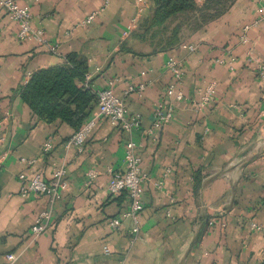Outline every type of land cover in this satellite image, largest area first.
<instances>
[{
    "label": "crops",
    "instance_id": "crops-1",
    "mask_svg": "<svg viewBox=\"0 0 264 264\" xmlns=\"http://www.w3.org/2000/svg\"><path fill=\"white\" fill-rule=\"evenodd\" d=\"M11 1L29 10L46 44L18 40L17 24L0 9V264L8 255L13 264H264V0H222L208 11L214 18L187 25L166 48L133 33L136 0ZM152 10L147 0L144 19ZM69 55L86 62L93 94L112 88L138 116L137 128L99 119L77 149L66 146L71 127L31 116L21 88ZM169 59L183 67L182 98H167L173 117L152 130L154 107L172 82ZM210 84L212 97L198 109ZM128 142L147 179L136 237L128 220L110 226L128 200L106 188L109 172H123ZM59 169L66 188L58 200L20 195L19 174L50 181ZM48 211L47 230L34 238V220Z\"/></svg>",
    "mask_w": 264,
    "mask_h": 264
},
{
    "label": "built area",
    "instance_id": "built-area-1",
    "mask_svg": "<svg viewBox=\"0 0 264 264\" xmlns=\"http://www.w3.org/2000/svg\"><path fill=\"white\" fill-rule=\"evenodd\" d=\"M147 0H136L137 18L139 19L146 8ZM1 11L8 16V18L18 26L17 38L20 41H30L37 45H45L46 42L42 38V32L35 30L31 27V15L29 10L25 7H20L11 0H0ZM259 19L264 21V6L258 9ZM93 16L87 18L85 23H90ZM138 21V20H137ZM183 49H187L190 52L194 51L193 46H182ZM55 47H50L51 52H55ZM165 68L170 72L172 76V82L166 88L164 97L160 103L154 107V118L152 121V130H159L166 125L173 117V108L167 103V98L175 95L177 100H181L182 96L176 92V87L182 81L184 72L180 62L169 59L165 63ZM264 79V74H261ZM88 75L85 76V81L88 82ZM87 87L86 84H83ZM142 91L143 87H139ZM214 91V84L208 85L199 101L196 103V107L200 109L203 107L212 97ZM96 98V114L89 118L81 128L76 131L69 141L66 143L67 147H74L81 149L92 130L94 129L96 122L99 119L108 121L112 126L122 130L124 132H130L137 128L139 125L138 116L127 114L125 104L119 99L112 88L107 87L103 90L97 91L95 94ZM52 148L51 141H47L44 144L43 152L46 153ZM123 157V172L113 173L109 172L107 181V192L111 197L125 193L128 200V206L123 211L119 218L113 219L110 222L112 228H117L122 220H128L131 224L130 234L132 237H136L138 234V219L139 213L142 210V193L143 183L147 180L146 176L141 172L140 169V157L137 153L135 145L128 142L124 148ZM31 163V162H29ZM63 170L59 169L53 173L50 181L42 179L40 174H34L28 178L24 173L19 174L18 179L20 182V195L27 197L31 194L38 196H45L49 200L56 201L60 198V194L66 188V182L63 180ZM93 172L88 173V181L94 177ZM51 219V212H43L37 216L34 223L31 226V235L35 238L40 234L44 233ZM251 227L258 229L255 225ZM104 253L108 254V249L104 248ZM7 264L14 263V255L6 256Z\"/></svg>",
    "mask_w": 264,
    "mask_h": 264
},
{
    "label": "trees",
    "instance_id": "trees-1",
    "mask_svg": "<svg viewBox=\"0 0 264 264\" xmlns=\"http://www.w3.org/2000/svg\"><path fill=\"white\" fill-rule=\"evenodd\" d=\"M151 1V15L147 19H144L145 15L140 17L133 33L141 30V35H145L150 29L162 26L177 16H187V25H204L214 18L208 11L218 7L222 0H205L201 6L195 0ZM179 30L180 27L174 31V41L168 46L178 44ZM87 73L86 62L69 55L62 66L32 73L20 90V100L38 121L45 124L61 122L76 132L90 118L96 104L90 84L85 81ZM121 194L127 198L125 193Z\"/></svg>",
    "mask_w": 264,
    "mask_h": 264
},
{
    "label": "rangeland",
    "instance_id": "rangeland-1",
    "mask_svg": "<svg viewBox=\"0 0 264 264\" xmlns=\"http://www.w3.org/2000/svg\"><path fill=\"white\" fill-rule=\"evenodd\" d=\"M188 19L187 16H177V17H173L171 19H169L165 24H163L162 26L159 27H154L152 29L149 30V32L147 31V33L145 34L146 37H144L143 40H149L150 42H154V43H158V46L160 47L161 45L166 48V47H170L168 46V43L173 42V35H174V31L181 27L184 28L185 31L181 32L179 30V32L177 33V38L182 39V37H184L185 35L188 34L187 30H186V26Z\"/></svg>",
    "mask_w": 264,
    "mask_h": 264
}]
</instances>
